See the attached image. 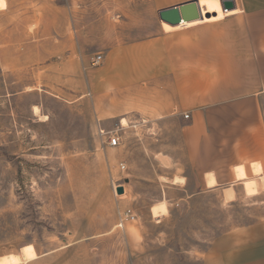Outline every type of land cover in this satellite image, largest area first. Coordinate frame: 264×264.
Here are the masks:
<instances>
[{"label":"rangeland","instance_id":"obj_1","mask_svg":"<svg viewBox=\"0 0 264 264\" xmlns=\"http://www.w3.org/2000/svg\"><path fill=\"white\" fill-rule=\"evenodd\" d=\"M157 5L6 0L0 9V256L18 253L22 264H203L215 240L238 241L247 230L264 246V178L252 164L256 195L242 181L225 182L226 168L215 188L197 181L185 121L156 118L174 102L170 87L154 84V120L150 89L96 100L66 87L70 57L101 66L114 47L163 31ZM119 185L128 193L118 194ZM128 209L135 218L120 227Z\"/></svg>","mask_w":264,"mask_h":264},{"label":"crops","instance_id":"obj_2","mask_svg":"<svg viewBox=\"0 0 264 264\" xmlns=\"http://www.w3.org/2000/svg\"><path fill=\"white\" fill-rule=\"evenodd\" d=\"M154 1L163 9L190 0ZM199 1L204 13L216 16L178 26L162 22L165 29L155 36L111 49L101 66L74 56L63 69L66 87L82 97L100 100L116 89H150L153 120L154 84L170 87L174 102L156 118L177 115L185 121L189 166L198 170L197 181L215 188L222 182L220 168L228 170L227 183L244 182L236 168L243 165L248 176L254 162L262 164L264 175V0H234L231 11L222 9L221 0ZM5 6L0 0V9ZM112 232L105 229L102 235ZM256 256L264 257V246L256 245L247 230L238 241L215 240L202 262L251 264Z\"/></svg>","mask_w":264,"mask_h":264},{"label":"water","instance_id":"obj_3","mask_svg":"<svg viewBox=\"0 0 264 264\" xmlns=\"http://www.w3.org/2000/svg\"><path fill=\"white\" fill-rule=\"evenodd\" d=\"M221 5L224 11H231L236 8L234 0H221ZM213 15H216V13L214 12ZM211 16V12L204 13L199 0H190L159 10L160 19L172 26L204 20ZM116 190L118 194H124L125 192L123 185H119Z\"/></svg>","mask_w":264,"mask_h":264},{"label":"bare ground","instance_id":"obj_4","mask_svg":"<svg viewBox=\"0 0 264 264\" xmlns=\"http://www.w3.org/2000/svg\"><path fill=\"white\" fill-rule=\"evenodd\" d=\"M193 22V21H192ZM123 125L127 124V120L124 118L122 120ZM253 167L257 174H262L263 167L260 162H254ZM236 176L238 179H244V187L247 195H256L258 193V185L254 178H246L247 172L243 165L236 168ZM261 178H264V175H261ZM264 181V180H263ZM234 197V190L229 188L226 190V198L232 199ZM27 260L23 259V257L15 252L0 256V264H22Z\"/></svg>","mask_w":264,"mask_h":264},{"label":"built area","instance_id":"obj_5","mask_svg":"<svg viewBox=\"0 0 264 264\" xmlns=\"http://www.w3.org/2000/svg\"><path fill=\"white\" fill-rule=\"evenodd\" d=\"M102 59V56L99 55L97 56L96 58V62H100ZM186 118H189V115L186 114L185 115ZM120 141V137L117 136V135H112L111 138H110V145H117ZM123 168H125L124 166H122ZM135 218V214L132 212L131 209H128L127 211H124L123 213V216H121V221L119 223V226L120 227H123L124 226V222L127 220V219H134Z\"/></svg>","mask_w":264,"mask_h":264}]
</instances>
